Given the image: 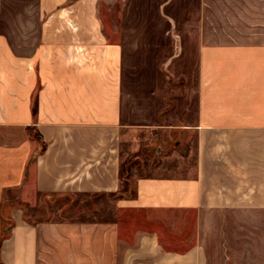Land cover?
I'll list each match as a JSON object with an SVG mask.
<instances>
[{"label":"crops","instance_id":"1","mask_svg":"<svg viewBox=\"0 0 264 264\" xmlns=\"http://www.w3.org/2000/svg\"><path fill=\"white\" fill-rule=\"evenodd\" d=\"M103 1L0 0V264H264V0ZM127 48L196 50L195 106L128 123ZM132 128L192 133V172L111 195Z\"/></svg>","mask_w":264,"mask_h":264},{"label":"rangeland","instance_id":"2","mask_svg":"<svg viewBox=\"0 0 264 264\" xmlns=\"http://www.w3.org/2000/svg\"><path fill=\"white\" fill-rule=\"evenodd\" d=\"M100 10L105 25L116 24L117 0H110L107 3L103 1ZM172 54L177 55L172 56ZM196 74V50L165 48L161 57L156 58L152 49H125L121 110L124 112L123 115L127 116V122L155 123L156 110L163 104V100L173 105V110L168 113V122L175 120L177 114L185 110V105L190 104L193 108L197 86ZM164 93L166 98H163ZM140 104L148 107L139 111L137 105ZM177 130L173 129L168 133L140 128L123 130L125 140V146L122 147L123 160L131 159L136 162L129 170L131 191H135L136 181L140 177H171L192 172L195 155L194 135L192 133L178 135ZM108 207L111 213L112 207ZM33 211L35 210L30 207L29 210H25L32 218L37 217ZM105 213L106 210L98 212V210L84 209L83 213L72 210L67 215L79 219H91L93 216L100 217ZM50 215L51 218L57 217L58 210H52Z\"/></svg>","mask_w":264,"mask_h":264},{"label":"trees","instance_id":"3","mask_svg":"<svg viewBox=\"0 0 264 264\" xmlns=\"http://www.w3.org/2000/svg\"><path fill=\"white\" fill-rule=\"evenodd\" d=\"M36 138H39V135L37 133L34 134ZM41 139V138H39ZM136 162L131 159H126V160H123L122 163H121V167H120V180H121V188L111 194V195H114L116 197L118 196H134L136 191H131L129 189V186H130V174H129V170L131 169V167L133 165H135ZM55 196L57 195H52L50 196L49 198H47V201H46V205L49 207V206H52L53 205V202L55 201ZM56 202V201H55ZM5 222L7 223V219H4ZM9 227V226H8ZM9 234V230L8 229H5L3 231V233L1 234V239H0V243L2 242V240Z\"/></svg>","mask_w":264,"mask_h":264}]
</instances>
